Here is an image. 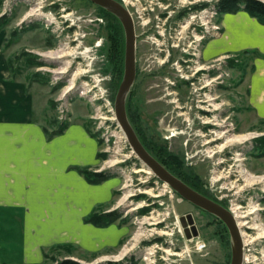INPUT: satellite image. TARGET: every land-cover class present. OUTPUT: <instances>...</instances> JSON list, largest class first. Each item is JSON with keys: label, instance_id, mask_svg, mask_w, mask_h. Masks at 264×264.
Masks as SVG:
<instances>
[{"label": "rangeland", "instance_id": "1", "mask_svg": "<svg viewBox=\"0 0 264 264\" xmlns=\"http://www.w3.org/2000/svg\"><path fill=\"white\" fill-rule=\"evenodd\" d=\"M119 1L135 25L136 75L126 94V111L137 136L167 166L176 158L174 169L180 176L231 207L233 214L258 208L244 218L247 259L242 264H264V236L257 237L258 231L249 227H264V120L257 119L248 104L254 54L202 55L205 43L221 34L222 13L208 7L187 9L216 0ZM182 10L185 14L177 18ZM0 36L1 51L28 88L35 122L47 132L81 123L98 142L89 170L104 171L117 182L111 198L93 210H118L119 218L97 226L115 225L120 230L117 240L94 251L75 241L56 244L39 264L63 258L85 264H230L232 241L225 224L146 173L113 121L111 109L124 73L125 34L118 18L89 0H0ZM201 88L211 89L216 109L201 102ZM205 108L212 115L205 114ZM249 133L253 135L248 140L220 148L226 137ZM243 171L261 179L248 183ZM81 192L82 187L72 190L73 195ZM186 213L192 214L198 230L190 239L179 222ZM3 223L0 264H19L21 230L16 226L7 231ZM94 232L110 241L117 235L113 227ZM95 239L82 237L89 244Z\"/></svg>", "mask_w": 264, "mask_h": 264}, {"label": "crops", "instance_id": "2", "mask_svg": "<svg viewBox=\"0 0 264 264\" xmlns=\"http://www.w3.org/2000/svg\"><path fill=\"white\" fill-rule=\"evenodd\" d=\"M220 25L221 34L205 43L202 55L254 54L248 104L254 116L264 120V24L241 9L222 13ZM2 41L0 36V221L7 231L16 226L21 230L19 264L41 263L44 253L56 244L75 241L94 251L105 242H114L120 235L115 225L97 227L84 221L111 198L117 185L115 178L89 183L77 171L95 162L96 138L81 123H70L61 133L49 136L35 122L28 88L12 76L8 56L1 51ZM72 128L76 131L69 134ZM81 187L79 195L72 194ZM109 227L117 231L112 241L94 232ZM84 235L96 238L95 242H84Z\"/></svg>", "mask_w": 264, "mask_h": 264}, {"label": "water", "instance_id": "3", "mask_svg": "<svg viewBox=\"0 0 264 264\" xmlns=\"http://www.w3.org/2000/svg\"><path fill=\"white\" fill-rule=\"evenodd\" d=\"M89 1L115 15L120 21L124 30V73L115 96L114 110L115 120L123 131L130 148L142 165L152 172L157 179H159L162 183H166L182 199L216 216L225 224L232 241V255L230 264H242L244 259L243 239L237 220L232 211L213 199L207 197L206 195L200 193L199 191L193 189L183 180L172 174L143 146L128 119L126 111V94L136 75L135 25L131 13L118 0ZM179 220L182 227H184L187 238L197 235V228L194 224L191 213L181 215Z\"/></svg>", "mask_w": 264, "mask_h": 264}, {"label": "trees", "instance_id": "4", "mask_svg": "<svg viewBox=\"0 0 264 264\" xmlns=\"http://www.w3.org/2000/svg\"><path fill=\"white\" fill-rule=\"evenodd\" d=\"M213 5H214V8L217 10V12H221V13H224V12H236L238 10L243 9L246 12H248L249 15H251L252 17H255L258 20V22H260L261 24H264V1H261V0H216L213 3ZM100 8L105 10L102 7H100ZM200 8H202V6H200ZM105 11H107V10H105ZM7 43H9V41H7L6 44ZM8 67H9V69L11 71L12 76L13 77L16 76L17 73H16V71H15V69L13 67L11 58H8ZM66 127H67V125L65 123V124L61 125L58 129H56V130H54L52 132H47L46 130L45 131L47 132V134L49 136H53V135L61 133ZM140 141L142 142L143 146L161 164H163L172 174H174L175 176H177L178 178L183 180L185 183H187L193 189L199 191L194 185L189 183L182 176H180V174H178V172H176V170L174 169V165L176 163L177 164L179 163L176 160V158H174L173 160L172 159L170 160V165L171 166H167L165 161L163 159H160L159 157H157V155L151 151V149L148 147V145H146V143L143 140L140 139ZM262 143L264 144V141H262ZM261 155H264V153H262ZM173 157L174 156H172V158ZM77 171L80 174H82L89 183H99V182H101V181H103V180L108 178L106 172H104V171H91V170H89L88 167H83V168H78L77 167ZM199 192H201V191H199ZM120 216H121V214H119L118 210H116V209H114L112 211H109V212L99 213V214L96 213V212H91L90 214H88L84 218V221L87 222V223H92V224H94L96 226H106V225L112 223L114 220H116ZM46 256H47V253H44V257H46ZM54 264H85V263H82L79 260L72 259V258H63V259L55 261ZM101 264H119V263L118 262H114V261H109L107 263H101Z\"/></svg>", "mask_w": 264, "mask_h": 264}, {"label": "bare ground", "instance_id": "5", "mask_svg": "<svg viewBox=\"0 0 264 264\" xmlns=\"http://www.w3.org/2000/svg\"><path fill=\"white\" fill-rule=\"evenodd\" d=\"M213 108L214 109H216L217 108V106H215V105H213ZM225 132H227V131H222V133H225ZM217 137H219L221 134L218 132L217 134ZM253 134H246V135H238V136H232L231 138H228V137H226L225 138V141H224V144L223 145H221L220 146V148H223L224 146H228V145H230V144H233V143H236V142H243V141H246V140H248L251 136H252ZM139 171H142V170H139ZM146 173H150V171L147 169V171H145ZM245 176H247V182L248 183H252V182H254V181H256V180H260L261 178L260 177H254V176H250V175H247L246 173H245V171H243L242 172ZM145 192H147V190L145 191ZM127 196V195H126ZM240 207H235V210L236 209H239ZM258 210V208H256V207H252L250 210L248 209V212L246 211V212H243V211H236L235 212V214H234V216H235V218H236V220H237V223H238V226H239V228H240V231H241V236H242V239H243V244H245V242H246V240L244 239V236H245V234L243 233V231H242V228H243V226H245L246 224H247V222L244 220V218H246L247 217V215H249V214H253V213H255L256 211ZM232 211V210H231ZM232 213H233V211H232ZM148 218H150V217H148ZM250 228H252V229H255V230H257L258 232H257V237H263L264 236V227L263 226H261L260 224H252L251 226H249ZM255 239V238H254ZM252 240V239H251ZM201 249V248H200ZM148 254H150V253H148ZM144 259H146V260H148V257H144ZM149 263H151V262H149Z\"/></svg>", "mask_w": 264, "mask_h": 264}, {"label": "flooded vegetation", "instance_id": "6", "mask_svg": "<svg viewBox=\"0 0 264 264\" xmlns=\"http://www.w3.org/2000/svg\"><path fill=\"white\" fill-rule=\"evenodd\" d=\"M213 5V4H212ZM212 5H210V4H206L205 2H202V3H197V4H194V5H192V6H189V9H187V10H190V11H197V10H202V9H204L205 7H208L209 9L212 7ZM169 5H166L164 8H167ZM200 6H202V8H200ZM168 11V10H167ZM166 11V12H167ZM185 12L186 11H180V12H178V14H177V18H180V17H182L184 14H185ZM156 26H159L158 24L156 25ZM198 68V70H203L202 68L203 67H197ZM197 78V77H196ZM209 92H211V89L210 88H201V91L199 92L200 94H203L204 95V98H202V99H200L201 100V102H203V103H205V105L206 106H211V105H214L212 102H210L211 100H214L215 99V97H213V96H210V93ZM205 114H207V115H212L211 114V111L208 109L207 110V108H205L204 109V111H203ZM213 119H215V118H213ZM211 125L213 126V123L212 124H209V125H206V126H204V128H209V127H211ZM215 125V124H214ZM225 127V126H224ZM173 135V134H172ZM201 193V192H200ZM203 194V193H202ZM205 195V194H204ZM208 197V196H207ZM186 201V200H185ZM188 202V201H187ZM217 202V201H216ZM188 203H190V202H188ZM219 203V202H218ZM192 206H194V207H196V208H199V207H197L196 205H193L192 203H190ZM219 219V218H218ZM194 220V219H193ZM179 222H180V220H179ZM195 224V223H194ZM180 225H181V222H180ZM196 226V225H195ZM181 227H182V225H181ZM183 228V233H184V236L187 238V236H186V233H185V231H184V227H182ZM197 235H198V230H197ZM196 235V236H197ZM196 236H191L190 238H193V237H196ZM190 238H187V239H190Z\"/></svg>", "mask_w": 264, "mask_h": 264}, {"label": "built area", "instance_id": "7", "mask_svg": "<svg viewBox=\"0 0 264 264\" xmlns=\"http://www.w3.org/2000/svg\"><path fill=\"white\" fill-rule=\"evenodd\" d=\"M123 4V3H122ZM124 5V4H123ZM212 9H213V11H216V9L214 8V5H212V7H211ZM215 27V26H214ZM213 27V28H214ZM111 111L114 113V117H113V121H116L115 120V110L112 108L111 109ZM117 123V122H116ZM117 125H118V123H117ZM119 126V125H118ZM121 129V128H120ZM163 184H165V185H167L166 183H163ZM230 210H231V207L229 208ZM244 259H247L246 257H244Z\"/></svg>", "mask_w": 264, "mask_h": 264}]
</instances>
